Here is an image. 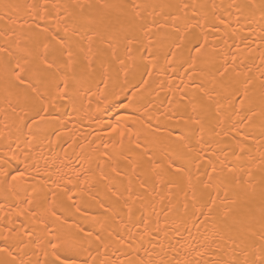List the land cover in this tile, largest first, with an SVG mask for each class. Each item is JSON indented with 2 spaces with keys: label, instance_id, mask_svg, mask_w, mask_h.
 Returning a JSON list of instances; mask_svg holds the SVG:
<instances>
[{
  "label": "bare ground",
  "instance_id": "1",
  "mask_svg": "<svg viewBox=\"0 0 264 264\" xmlns=\"http://www.w3.org/2000/svg\"><path fill=\"white\" fill-rule=\"evenodd\" d=\"M127 2L0 0V48L14 56L18 49L47 42V34L35 35L47 26L50 32L75 28L74 39L99 31L112 38L124 61L123 66L97 61L95 72L72 90L73 99L50 108L55 120L39 126L34 113L21 110L29 107L23 97L6 91L0 77V248L6 249L0 264H45L57 254L74 264H243L264 244V0H136L157 5L144 12L146 22L166 24L163 31L148 33L129 23L128 10L121 7ZM168 2L198 6L185 11L189 16L195 11L206 24L198 30L207 38L202 55L193 49L191 35H165L172 32L165 16L175 9L158 5ZM94 47L102 46L97 41ZM170 47L175 55L166 59ZM190 57L196 58L194 65ZM224 67L229 79L221 88L215 85ZM194 106L204 131L190 133L186 142L193 184L210 175L208 191L214 198L219 192L207 220L198 211L192 215L191 192L186 201L179 189L170 193L158 185L144 195L145 177L129 163L144 151L163 157L181 150L176 137L191 127L185 121ZM105 152L114 157L110 163ZM101 168L115 178L99 182ZM229 170L241 177L239 184ZM129 181L131 199L125 193L117 200L106 186L115 184L123 192ZM196 197L198 207L200 186Z\"/></svg>",
  "mask_w": 264,
  "mask_h": 264
},
{
  "label": "snow or ice",
  "instance_id": "2",
  "mask_svg": "<svg viewBox=\"0 0 264 264\" xmlns=\"http://www.w3.org/2000/svg\"><path fill=\"white\" fill-rule=\"evenodd\" d=\"M33 8L38 7V5H32ZM46 7V6H45ZM102 7H111V5H103ZM123 9L128 10V15L130 17L129 23L137 27L139 31L148 33L156 29V31H163L166 27L165 23H161L153 18L149 23L146 22L144 12L147 9L152 8L153 10L157 5L148 3H137L136 0H128L127 3L121 6ZM161 9H175L174 12H169L165 16V20H170L172 32L165 33L166 36H180L181 32L191 35V43H193V49L198 55H202L207 47V38L202 31H198L206 26V24H201V20L197 17L196 12H193L192 16H189L185 10L196 9L197 5H189L184 2L177 3H164L158 5ZM183 14V15H182ZM149 15H155V13H149ZM223 23V20L219 21ZM46 35L47 42L34 43L31 47H24L18 49L19 55L14 56L7 48H0V77L3 78L5 89L10 94H15L18 98L23 97L25 103L29 105L28 109H21L25 111V115L28 112L34 113L31 117L33 123L39 126L40 122L54 121L55 117L52 115L50 108L55 107V101L67 99L72 100V90L81 82L85 77L91 76L96 70V63L99 61L101 65L104 63H116L123 66L124 61L116 54L114 49L112 38L104 36L99 31H92L87 34H79L78 39H74L77 36V30L74 28L70 30L65 27L63 29H54L51 32L49 27L45 26L40 28L38 32L35 33L37 37L41 35ZM183 39V37H181ZM203 40V42H201ZM97 41L102 47H94ZM129 43L134 42V38H128ZM153 42L149 41L148 44L144 45L145 49H149ZM176 48L181 47V44L173 41ZM130 52V49H126ZM192 51V49H190ZM168 55L174 56L175 53L169 50L166 54V59ZM195 64V57H190ZM227 61H225V65ZM79 72V79L77 73ZM150 75V73H148ZM218 75L220 77L219 83L215 86L226 87L225 81L229 79V71L227 67L223 68V71L218 70ZM105 82V81H102ZM106 83V82H105ZM142 84H147V81H141ZM90 91V89H89ZM238 94V90L237 93ZM247 94V89H245V95ZM204 96L210 98L207 91L204 92ZM191 102V101H190ZM13 112L16 109L13 107ZM194 115L189 116L186 124H190L191 127L187 131H182L177 137L176 142L180 145L181 150H177L168 153L166 156L158 157L156 154H149V151H144L141 153L140 159L137 161H129L132 164V172H137L139 170L140 174L145 177L140 183V188L143 189L144 195H151L153 192L157 191L158 185H163L171 193L173 190L179 189L184 193L185 200L187 201L189 192L192 194L193 203V216H196L197 211L201 216L205 217V220L209 218V215L213 211V207L216 203V198L219 197V192L216 193V198L212 196V193L208 191L212 185L210 181L212 176L208 175L207 172L204 175H208V181L200 180L196 177V184H193V175L191 172V165L193 163L192 159L188 157V153L191 152V148L188 147L187 141L190 140V133L195 134L198 130L201 133L204 131L203 122L200 116L197 114L198 110L194 106L192 109ZM23 119V118H21ZM202 140V136L196 139V143L199 144ZM139 148V145H137ZM187 148L188 151L185 152L182 149ZM106 162L110 163L114 157L113 155L105 152ZM5 163L7 161L5 160ZM199 170V166H197ZM213 173L216 169H212ZM111 172L115 176H120V172L117 171L115 166L111 167ZM234 182L239 184L241 177L236 176L231 173ZM7 175V173H5ZM23 176V173L19 174ZM115 177H110L104 172V169H100V175L98 177L99 182L111 181ZM15 179V177L13 178ZM151 181V183H149ZM185 185L188 191H184ZM108 191L111 192L112 196L116 197L117 200L127 193L128 198L131 199L135 193L133 192L131 182L124 187L123 192L116 187L115 184L109 183L106 185ZM200 186V200L203 201L197 207L195 203L197 197L196 192ZM158 194V193H157ZM67 195V192L64 193ZM261 213L262 218H264V188L261 189ZM56 194L53 193V198L55 200ZM207 197V199H205ZM71 199V197H69ZM155 199V197H153ZM45 202H47V197H45ZM162 202V201H161ZM29 204L32 203L31 200L28 201ZM185 213L187 212L188 204H184ZM207 208L208 211L205 212L204 209ZM171 211V209H170ZM55 210H51V215L55 216ZM58 218V217H57ZM129 219H131V209H129ZM198 219V217H197ZM148 222H145V228H148ZM157 232L160 231L159 228L156 229ZM8 238L5 237V240ZM37 239H39L37 237ZM264 239V236H262ZM51 243V242H49ZM53 251H56V245H51ZM6 249L0 248V252H4ZM74 264L70 258L61 259L57 254L55 259L52 261H46L45 264ZM3 264H10V262H3ZM214 264H240L238 260H217ZM243 264H264V244L261 245L259 254L253 253L252 258H245Z\"/></svg>",
  "mask_w": 264,
  "mask_h": 264
}]
</instances>
